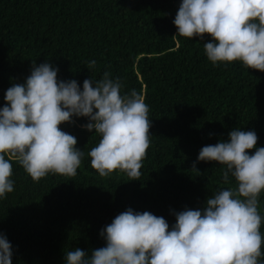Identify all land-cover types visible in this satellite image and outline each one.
I'll list each match as a JSON object with an SVG mask.
<instances>
[{
    "label": "trees",
    "instance_id": "trees-1",
    "mask_svg": "<svg viewBox=\"0 0 264 264\" xmlns=\"http://www.w3.org/2000/svg\"><path fill=\"white\" fill-rule=\"evenodd\" d=\"M181 0H0V107L15 83H24L33 61L58 68V79L83 86L104 71L135 89L149 106L150 147L140 180L114 171L101 177L90 150L100 135L73 117L63 131L77 138L84 156L75 177L49 174L34 182L12 161L14 191L0 199V232L12 245V264H66L65 254L105 246L101 230L131 207L163 216L204 207L225 184L223 165L196 163L200 149L229 139L235 128L254 130L264 147V72L239 61L213 65L205 35L179 36L173 23ZM96 66L89 69L88 62ZM253 154L255 149L248 150ZM264 216V192L259 197ZM260 231L264 234V223ZM264 251V246H262Z\"/></svg>",
    "mask_w": 264,
    "mask_h": 264
},
{
    "label": "clouds",
    "instance_id": "clouds-1",
    "mask_svg": "<svg viewBox=\"0 0 264 264\" xmlns=\"http://www.w3.org/2000/svg\"><path fill=\"white\" fill-rule=\"evenodd\" d=\"M179 36L205 35L208 60L239 61L264 72V0H181L173 20ZM96 61L88 62L93 69ZM58 68L35 65L24 83H15L0 107V199L14 191L15 160L34 182L49 174L75 177L84 153L77 138L61 129L73 117H87L81 125L101 139L88 155L101 177L114 171L140 180L150 147L149 106L135 89L122 93L123 84L104 71L98 80L58 79ZM227 141L203 146L196 163L224 166L222 179L236 186L206 199L204 207L175 212L171 226L163 216L131 207L119 213L100 232L106 244L88 252L75 248L66 264H264V216L259 197L264 192V147H257L254 130L235 128ZM255 149L253 154L248 150ZM12 245L0 232V264H12Z\"/></svg>",
    "mask_w": 264,
    "mask_h": 264
}]
</instances>
